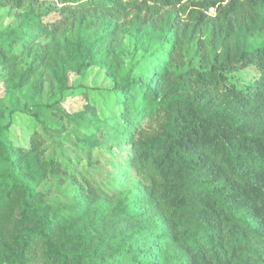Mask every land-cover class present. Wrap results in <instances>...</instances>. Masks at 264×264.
Returning a JSON list of instances; mask_svg holds the SVG:
<instances>
[{"label": "trees", "instance_id": "trees-1", "mask_svg": "<svg viewBox=\"0 0 264 264\" xmlns=\"http://www.w3.org/2000/svg\"><path fill=\"white\" fill-rule=\"evenodd\" d=\"M2 1L21 8L39 0ZM48 5L58 18L33 15L0 42V66L19 85L35 68L18 70L14 45L29 49L43 31L54 34L69 21L100 32L86 42L89 63L107 50L105 22H162L165 39L143 55L144 74L114 90L118 112L103 120L90 104L67 113L57 101L37 104L40 129L22 148L2 124L0 103V264H264V44L245 43L264 33V0ZM236 36L241 42L231 41ZM248 67L253 80L228 82V73ZM65 122L94 130L76 135L75 150L87 157L79 168V158L44 145ZM109 143L125 150L120 164L133 173L127 186L97 181L86 169L97 161L92 148L107 151ZM48 180L69 182L47 196Z\"/></svg>", "mask_w": 264, "mask_h": 264}, {"label": "rangeland", "instance_id": "rangeland-1", "mask_svg": "<svg viewBox=\"0 0 264 264\" xmlns=\"http://www.w3.org/2000/svg\"><path fill=\"white\" fill-rule=\"evenodd\" d=\"M49 1L52 0H39L31 6L24 4L21 8H14L0 0V42L11 28L30 20L33 15L36 16L35 19L38 17L37 19L43 21L58 18L60 16L58 13L50 11ZM101 27H107L111 33L108 36L109 40L107 39V50L99 51L95 58L97 61L94 63H89L86 42L91 41L92 31H97L95 36H99L100 32L96 27H88L84 21L81 23L69 21L54 34L43 31L34 38L29 49L14 45V50L22 55L21 62L17 66L18 70L24 71L29 66L35 68L34 71L28 72V79L19 85L15 83L6 68L0 66V103L4 112L2 124L6 125L9 138L16 146L28 148L32 134L39 131V123L32 113L33 107L37 104L57 101L55 108L65 113L79 111L85 107V104H90L94 106L99 120L112 113L117 114L120 102L116 99L114 90L120 88L129 79L144 74L139 62L143 55L162 43L166 33L162 22H153L140 27L134 23L118 21L115 25L114 21H109L103 23ZM199 36L204 38L206 32H201ZM231 41L241 42V37H233ZM245 43L251 48L264 44V33L249 36ZM187 45L188 60L192 57L195 41ZM42 54L45 56L41 57ZM256 76V70L248 67L228 73V82L243 86ZM64 125L66 127H63L62 131L52 132V136L44 145L54 148L57 144L72 158H79L81 162L77 165L79 168L86 163L87 157L78 154L75 150V147H78L76 135H82L84 132L92 133L94 130L77 129L66 122ZM104 145L92 148L89 156L97 161L86 169L89 172L93 171L92 177L97 181L119 179L123 186H127L133 178V173L129 167L121 165L126 154L125 150L117 144L109 143L107 146L111 145V147L105 151L106 145ZM48 151L49 149L46 152ZM67 182L69 181L57 187L54 180H48L47 196L65 188Z\"/></svg>", "mask_w": 264, "mask_h": 264}]
</instances>
